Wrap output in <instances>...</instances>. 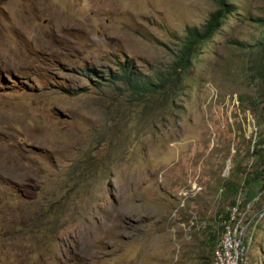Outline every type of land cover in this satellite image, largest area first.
<instances>
[{
  "label": "rangeland",
  "instance_id": "1",
  "mask_svg": "<svg viewBox=\"0 0 264 264\" xmlns=\"http://www.w3.org/2000/svg\"><path fill=\"white\" fill-rule=\"evenodd\" d=\"M230 2L175 71L217 0H0V264H213L261 130L264 0ZM126 66L162 86L113 83ZM249 219L264 264V205Z\"/></svg>",
  "mask_w": 264,
  "mask_h": 264
},
{
  "label": "trees",
  "instance_id": "2",
  "mask_svg": "<svg viewBox=\"0 0 264 264\" xmlns=\"http://www.w3.org/2000/svg\"><path fill=\"white\" fill-rule=\"evenodd\" d=\"M217 4L218 7L209 14L202 26H187L184 50L176 63L178 67L175 68V71L189 68L192 52L201 43L210 41L224 25L228 16L237 9L230 0H217ZM261 22L264 29V19ZM255 48L258 49L259 54L256 58L250 60L248 69L250 71L249 82L256 88L257 94L250 99L249 104L250 109L259 120L258 124L261 130L256 137L252 151L249 152V157L252 160L250 165L244 169L237 167L236 173L242 174L243 182L241 183L235 179L228 181L227 179L223 184V190L226 195L232 197L230 204L235 203L238 197H242L244 206L251 203V208L253 204L262 208L264 205V38L255 43ZM117 81L125 84L128 89L138 95L153 91L155 89L152 88L154 85H157V87L162 86V84H155L150 78L141 77L140 73L135 72L131 67L127 68V66L122 68V73H118L116 81H113V83ZM218 231V234L214 233L211 237L213 252L216 248L215 240L222 233V226L219 227Z\"/></svg>",
  "mask_w": 264,
  "mask_h": 264
},
{
  "label": "built area",
  "instance_id": "3",
  "mask_svg": "<svg viewBox=\"0 0 264 264\" xmlns=\"http://www.w3.org/2000/svg\"><path fill=\"white\" fill-rule=\"evenodd\" d=\"M251 203L243 205L242 197L219 215L222 233L214 252L213 264H249L253 238Z\"/></svg>",
  "mask_w": 264,
  "mask_h": 264
},
{
  "label": "water",
  "instance_id": "4",
  "mask_svg": "<svg viewBox=\"0 0 264 264\" xmlns=\"http://www.w3.org/2000/svg\"><path fill=\"white\" fill-rule=\"evenodd\" d=\"M229 163H230V160H229Z\"/></svg>",
  "mask_w": 264,
  "mask_h": 264
}]
</instances>
